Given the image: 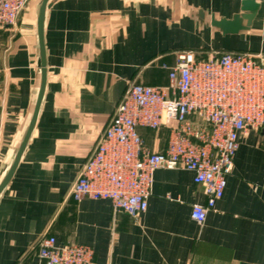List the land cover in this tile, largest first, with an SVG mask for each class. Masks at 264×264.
Masks as SVG:
<instances>
[{"label": "crops", "instance_id": "0c3cea01", "mask_svg": "<svg viewBox=\"0 0 264 264\" xmlns=\"http://www.w3.org/2000/svg\"><path fill=\"white\" fill-rule=\"evenodd\" d=\"M40 0L30 3L37 6ZM241 29L212 19L243 15L242 0H54L45 12L46 84L35 126L0 193V264H42L40 237L77 242L98 264H264V128L239 137L233 168L202 223L201 185L185 168L154 171L147 208L136 218L109 200L75 201L70 189L131 82L167 83L162 63L180 51L264 54V0ZM36 16L0 32V181L28 125L39 86ZM161 152L165 128L138 126Z\"/></svg>", "mask_w": 264, "mask_h": 264}, {"label": "built area", "instance_id": "2783aa9c", "mask_svg": "<svg viewBox=\"0 0 264 264\" xmlns=\"http://www.w3.org/2000/svg\"><path fill=\"white\" fill-rule=\"evenodd\" d=\"M30 1L0 0V32L14 27ZM161 67L167 70L166 84L127 85L70 196L75 201L109 200L114 212L136 218L147 208L154 171L185 168L206 195L205 204L194 203L190 213L202 223L223 195L239 137L264 128V54L218 52L202 57L184 50L173 65ZM138 126L165 128V149H146ZM38 256L42 264H98L91 247L57 245L49 233L39 239Z\"/></svg>", "mask_w": 264, "mask_h": 264}, {"label": "water", "instance_id": "95a60500", "mask_svg": "<svg viewBox=\"0 0 264 264\" xmlns=\"http://www.w3.org/2000/svg\"><path fill=\"white\" fill-rule=\"evenodd\" d=\"M54 0H40L37 5L36 10V36H37V44H38V57H37V67L39 69V86L37 90V95L35 99V103L33 106L32 114L29 119L28 125L21 137V140L15 150L13 155V159L6 169L2 180L0 181V193L5 188L7 183L9 182L13 172L21 158V155L27 145V142L30 138V135L35 126V122L37 119V115L41 106V102L43 99L45 84H46V57H45V45H44V20H45V12L51 7ZM241 10L244 12L243 15H237L234 18L227 19H212V24L216 26H220L223 33L232 32L235 33L239 29H241V24L239 23L240 18H244L249 20L251 18V13L255 12L259 5L255 0H242Z\"/></svg>", "mask_w": 264, "mask_h": 264}, {"label": "rangeland", "instance_id": "374dc122", "mask_svg": "<svg viewBox=\"0 0 264 264\" xmlns=\"http://www.w3.org/2000/svg\"><path fill=\"white\" fill-rule=\"evenodd\" d=\"M32 1V0H31ZM30 1V2H31ZM28 3V5H27V7H26V9L23 11V13L24 12H26V13H29V15H30V18L31 19H34L35 18V16H36V10H37V6H34L33 4H31V3ZM22 13V14H23ZM21 16V15H20ZM19 16V17H20ZM19 19V18H18ZM17 22V21H16Z\"/></svg>", "mask_w": 264, "mask_h": 264}]
</instances>
